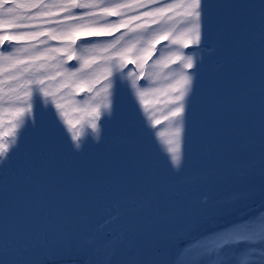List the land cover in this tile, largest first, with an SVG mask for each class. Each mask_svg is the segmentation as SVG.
<instances>
[{
	"label": "snow or ice",
	"instance_id": "snow-or-ice-1",
	"mask_svg": "<svg viewBox=\"0 0 264 264\" xmlns=\"http://www.w3.org/2000/svg\"><path fill=\"white\" fill-rule=\"evenodd\" d=\"M249 15L250 6L219 0H0V172L30 189L10 200L5 186L0 264H61L73 253L85 264H167L142 227L157 217L181 221L153 236L178 241L177 259L264 264V231L254 229L264 227V204L255 215L223 219L231 213L210 215L169 188L198 154L208 161L197 171L209 186L234 172L264 178V49L258 84L242 59L234 69L225 64L216 75L230 72L231 82L207 104L215 58L232 61L250 47L249 33L234 36ZM259 17L264 42V0ZM257 136L259 152H244L241 140ZM50 155L60 162L54 171L15 174L18 160ZM106 199L123 208V239L90 234L89 214ZM52 234L77 247L43 242Z\"/></svg>",
	"mask_w": 264,
	"mask_h": 264
},
{
	"label": "bare ground",
	"instance_id": "bare-ground-1",
	"mask_svg": "<svg viewBox=\"0 0 264 264\" xmlns=\"http://www.w3.org/2000/svg\"><path fill=\"white\" fill-rule=\"evenodd\" d=\"M259 147L257 146L253 150L243 149V151L249 154H257ZM216 186H220V190L209 197L202 196ZM169 188L173 192L181 193L191 206L204 208L210 215L218 216L222 212L231 213L224 216L223 219H237L241 213L245 216L255 215L260 209L261 204H264V178L260 176L259 172H256L252 176H242L240 173L234 172L230 179H225L209 186L204 182L199 172L195 171L188 179L170 182ZM116 211H120L117 216H115ZM122 213L123 208L119 204L114 210L100 211L90 216V234L102 232L106 236H111L119 233L122 239L125 238L126 229L124 227L126 226ZM110 217L112 218L110 219ZM172 223H181V221L157 217L145 223L142 227L145 232L151 228ZM254 229L257 232L264 231V227L259 224L254 225ZM43 242L52 246L59 245L70 252L78 244V241L71 236L61 237L59 234L49 235L46 241ZM85 259V257L73 253L65 257L61 264H85ZM174 261L175 264H192L191 257L188 255H180L179 259H177L176 255Z\"/></svg>",
	"mask_w": 264,
	"mask_h": 264
}]
</instances>
